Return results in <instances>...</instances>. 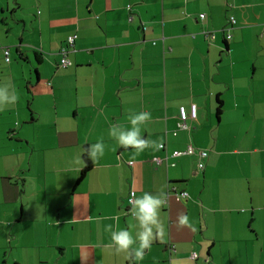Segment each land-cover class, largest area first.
<instances>
[{
    "label": "crops",
    "instance_id": "obj_1",
    "mask_svg": "<svg viewBox=\"0 0 264 264\" xmlns=\"http://www.w3.org/2000/svg\"><path fill=\"white\" fill-rule=\"evenodd\" d=\"M3 85L19 99L0 110V264H131L105 231L135 237L131 191L167 197L139 264H264V0H0ZM141 111L164 147L133 158L108 130Z\"/></svg>",
    "mask_w": 264,
    "mask_h": 264
},
{
    "label": "clouds",
    "instance_id": "obj_2",
    "mask_svg": "<svg viewBox=\"0 0 264 264\" xmlns=\"http://www.w3.org/2000/svg\"><path fill=\"white\" fill-rule=\"evenodd\" d=\"M18 99L19 97L14 91H9L8 85L0 86V110L15 103ZM149 120H151V113L148 111L130 113L127 117L130 127L119 123L112 124L108 130V135L120 147L132 149L133 158L144 153L147 149H151L153 152L159 151L163 148L161 141L145 139L141 134L143 126ZM104 151L105 145L101 139L90 144L86 149V154L95 164L103 157ZM128 204L130 205V214L137 222L139 230L134 237L128 229L113 230V225H106L105 231L110 233V243L107 247L114 249L115 254L125 253L126 259L131 264H139L145 258L146 251L151 250L153 241L163 235L164 229L160 221V210L167 204V197L163 193L144 192L139 197L132 193ZM175 227L178 230L184 228L195 230L189 217L183 212L178 213Z\"/></svg>",
    "mask_w": 264,
    "mask_h": 264
},
{
    "label": "built area",
    "instance_id": "obj_3",
    "mask_svg": "<svg viewBox=\"0 0 264 264\" xmlns=\"http://www.w3.org/2000/svg\"><path fill=\"white\" fill-rule=\"evenodd\" d=\"M205 15H206L205 13H201L200 14L201 17H204ZM231 21L233 23L235 22V19H234L233 16L231 17ZM76 38H77V34L68 35V37H67V45L62 49V52L65 55L68 52V47L70 45L74 44V42L76 41ZM4 53H5L6 61L9 62L11 60L10 50L6 49ZM61 62H62L61 64L63 66H67L69 64V60L66 58V56L64 58H62ZM192 117H196V108L195 107L191 110V112H188L185 108H181L180 118H179V121L177 123L178 129H180V130H183V129L184 130H190L191 126H190V123H189V119L192 118ZM163 147H164V144H163ZM195 151H196L195 147L192 144H190L184 150H174L172 152L171 156L177 157V156H181V155H184V154H189L190 155V154H193ZM200 153H202L203 155L207 154L206 151H201ZM167 158H168V156L166 157V159ZM152 160L157 165L161 164L162 161H163V159L161 157H154ZM170 165L175 166L176 163L175 162H171ZM201 166H202V164H201ZM132 193H135V192L131 191V195H132ZM131 195H130V197H131ZM176 196H177L178 200H182V199L187 198L189 196V193L186 190H182V191L176 192ZM129 198H128V200H129ZM129 209H130V205H129ZM196 256H197V253L193 252V257H196Z\"/></svg>",
    "mask_w": 264,
    "mask_h": 264
},
{
    "label": "trees",
    "instance_id": "obj_4",
    "mask_svg": "<svg viewBox=\"0 0 264 264\" xmlns=\"http://www.w3.org/2000/svg\"><path fill=\"white\" fill-rule=\"evenodd\" d=\"M219 101V109L221 108L222 101L221 99ZM92 168V161L89 159V157L86 154V151L84 153V166L81 170L80 176L78 177L77 183L81 182L87 175V173L91 170Z\"/></svg>",
    "mask_w": 264,
    "mask_h": 264
}]
</instances>
